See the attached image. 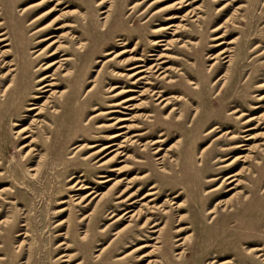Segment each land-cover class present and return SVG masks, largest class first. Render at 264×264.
<instances>
[{
	"label": "rangeland",
	"instance_id": "374dc122",
	"mask_svg": "<svg viewBox=\"0 0 264 264\" xmlns=\"http://www.w3.org/2000/svg\"><path fill=\"white\" fill-rule=\"evenodd\" d=\"M61 1L58 10L47 18L29 23L40 15V10L21 19V9L40 4L41 0H2V7L10 12L5 18L0 17L6 22L0 24V31H6L11 51L0 55V188H9L0 192V264H150L148 261L153 258L158 260L155 264H206L211 260L215 261L213 264H264V98L258 99L264 94V87L257 86L264 82V0H186L183 4H189L183 9L175 6L159 14L152 13L175 0ZM172 13L179 17L165 19ZM55 16L57 19L50 23ZM62 22L74 26L55 30ZM169 23L181 25L177 41L171 35L174 26L154 31ZM45 24H51V29L33 33ZM214 27L217 29L212 31ZM49 34L63 35L59 41L66 46V56L72 59L63 63L61 70L55 65L44 72L40 63L52 59L45 57L49 51L44 60L37 62L31 51L48 43L49 40L36 41ZM218 35L221 37L213 39ZM160 38L165 45L150 44ZM171 40L173 43L167 44ZM1 44L0 51L5 48ZM224 48L231 52L215 55ZM105 51L110 53L104 55ZM161 51H166L168 57L157 60H166L159 64V71L167 66L169 76L160 79L158 71L150 80L152 90H163L164 95L170 96L171 104L166 109L156 104L154 96L139 95L145 80L133 85L126 77L116 78L113 74L128 72L126 67L143 63L132 58L148 59V53ZM226 54L232 56L229 65L223 62ZM153 62L149 60L147 65ZM10 63L17 69L7 75ZM21 70L23 76L18 75ZM53 72L61 95L55 93L52 99L58 104L48 102L50 91L28 100L37 105L45 99L47 102L36 124L31 125L32 132L21 135L32 136L21 139L14 132L28 125L35 111L16 116L10 112L18 107L26 84L33 87L38 77ZM11 78H17L13 85L19 88L3 94ZM170 79L174 82H167ZM113 83L136 91L113 96L120 89L108 91ZM31 90L25 94L31 96ZM131 94L136 96L132 103H140L139 108L120 106L116 107L117 112L102 113L115 108L110 105L113 101ZM235 106L247 115L231 112ZM172 107L174 114L163 118ZM250 115L258 116V120L243 123ZM116 116L132 119L127 121L133 126L131 132H147L136 136L139 144L155 138H162L163 142L150 146L145 155L139 144L134 148L127 146L125 152L137 155L143 162L119 161L124 157L113 160L110 165L127 166L129 170L101 183V176L108 174V167L101 162L112 153L106 155L109 150H104L82 158L107 144L106 138L119 130L120 123L109 128L96 127L111 123ZM11 120L19 125H12ZM214 125L218 127L208 132ZM249 126L253 129L241 131ZM226 130L230 133H224ZM249 133L253 138L244 140ZM231 134L234 138L229 139ZM31 139L34 150L23 157L30 147L22 150L19 146L29 144ZM242 143L246 145L237 147ZM88 144L96 147L86 148ZM158 146L162 148L160 152L153 153ZM165 150L167 157L162 163L167 171L163 172L156 158ZM246 154L245 160L239 157ZM221 157L223 161L214 162ZM201 159L206 160L205 165H199ZM38 163L40 173L31 178L28 169ZM223 164L229 165L221 167ZM239 169L242 171L235 176L239 180L235 189L225 191L235 185L236 181H232L214 195L203 194L204 188L211 189L221 180L206 181L209 177ZM135 174H148L135 180L133 189L141 187L136 197L154 183L157 189L164 190L155 201L157 205L164 204L152 217L159 222L156 228L164 224L166 228L154 251L150 250L157 232L152 231V222L141 227L144 218L133 219L127 230L117 233L129 220H115L116 215L109 214L111 210L113 214L123 211L118 210L115 196L125 181L117 180ZM82 184L85 189H76ZM90 191L91 195L74 204ZM235 191L229 204L215 205L216 200ZM179 192V198L171 199L172 194ZM165 197L171 199L170 203L164 201ZM179 202L177 211L182 218L176 221L175 205ZM140 204L132 208L136 210ZM207 208L213 210L211 215L206 214ZM84 215L88 217L82 219ZM189 233L190 240L184 245L188 249L179 257L175 253L181 250L177 245L181 239H176ZM257 246L263 250L253 251Z\"/></svg>",
	"mask_w": 264,
	"mask_h": 264
},
{
	"label": "bare ground",
	"instance_id": "6f19581e",
	"mask_svg": "<svg viewBox=\"0 0 264 264\" xmlns=\"http://www.w3.org/2000/svg\"><path fill=\"white\" fill-rule=\"evenodd\" d=\"M53 1L55 3L50 5V3L53 2ZM185 1L186 0H175V1H173L171 4H169L167 6H163V7L158 8L152 14L162 13L165 9H168V10L174 9L175 6H177L176 8H182L183 9L184 6L189 4V2L183 4V2H185ZM62 3H63V1H61V0H41L40 4L39 3H35V4H29L27 6H24L21 9V12H20L18 17L23 19L26 16H28L30 13L37 12V11L40 10V15L37 16V17H34L29 23H31V22H33L35 20H38V19H40V22H41L43 19L47 18L46 16L50 12L57 11L58 9H56V7H58ZM0 5H1V7H0V9H1L0 17L5 18L10 11H9L8 8L4 9L2 7L3 6L2 5V0H0ZM43 9H46V10L44 11ZM103 11H101V12H103ZM184 15H182V16H184ZM57 17L58 16H55L50 21V23L53 22L55 19H57ZM178 17L179 16L176 13H172V14H168L165 17V19L171 20V19H176ZM181 19L183 20V17ZM3 23H6V22L5 21H0V24H3ZM54 23H58V21H56ZM3 26L5 27L6 24H4ZM50 26H51V24L41 25L40 27L36 28L33 31V33L42 34L45 31L50 30L51 29ZM72 26H74V25L71 24V23L69 24V23L62 22L60 24H57L54 29L55 30L56 29H64L65 27L70 28ZM172 26H174V27H173V30L171 31V33H172L171 35L175 38L174 40L177 41L178 40V37H177L178 28L181 27V25H179V24L169 23V24H167L165 26H160L159 28L155 29L154 31H156V32L166 31L167 29H170ZM217 27H214L212 29V31H215L217 29ZM5 33H6V31H0V43H2L1 47H5L4 49H2L0 51V55H6V54H8L11 51L10 47H9L11 45V41L10 42L8 41V37L5 35ZM61 36H63V35L60 34V35L55 37V35L49 34V35H46L44 37H41L39 40L36 41V43L37 42L41 43V42L49 40V42L46 43L42 48L33 49L31 51V52H35V54L33 55L32 58H36V62L39 61V60L40 61L44 60L45 57L52 58L50 61H47V62L46 61L45 62L42 61L40 63V65H41L40 66V70H44V72H46V71L50 70L55 65H56L55 69L57 68V69L61 70V67H62L63 63H67L68 61H70L72 59V58L66 56V52H65L67 50L66 46H62V42L59 41V38ZM218 37H221V36L220 35L215 36L213 39H217ZM174 40L169 41L167 44L173 43ZM162 41H164V39H161V38L160 39H153L150 44L154 45V46H156V45H158V46L159 45H165V44H163ZM219 44H221V42L217 43L216 45H219ZM25 46H26L25 44L22 45V47H25ZM164 49H167V46ZM124 51L125 50H123L122 52H124ZM46 52H48V53L44 57V54ZM226 52H231V49L224 48V49L220 50L219 52H217L215 55H222V54H224ZM109 53L110 52L105 51L104 55H107ZM215 55L212 56L211 59L215 58ZM148 56H151V57H149L148 59L141 58V57L132 58V61L138 60V61H142L143 63H135V64H132V65L126 67V70L128 72L121 73L119 71H115L113 74L115 75L116 78H118V77H126L128 80H130L129 83L133 84V85H137L138 83H141L142 80H145L143 82V84L145 86H144V88L142 90H140L139 95L147 94L149 96H154L153 100L157 101L156 104H161V108L166 109L171 104L170 96L164 95L163 94L164 93L163 90H158V91L152 90L153 82L150 80V78H151L150 76H153V74L158 73L159 68H162V66H159V64L165 63L166 60L163 59V60H160L158 62H157V60H159L161 58H164V57H168L167 53H166V51H161L158 54L151 52V53H148ZM56 57H58V58H56ZM172 58H174V56H170V59H172ZM222 58L225 59L223 62H228V65L231 63V60H232V56L231 55H227L226 54V55H223ZM63 60H64V62H62ZM149 60H154V62L147 65V61H149ZM124 63H126V62L124 61ZM13 65H14L13 63H10V64L7 65L8 70L6 72L9 71V73H7V75H10L12 71L17 69V67H13ZM126 65H128V63H126ZM35 70H38V68H36ZM228 70L229 69L227 68V71ZM168 71H169V68L167 66L165 68H163V69H160V71L158 73V77L160 76V79L167 78V76H169L168 75ZM22 73H23V71L21 70L18 73V75L23 76ZM54 74L55 73L53 72L51 74L46 73V74L41 75L40 77H38L34 81L33 87H31L30 84L29 85L26 84V86H25V88L23 90V93L21 94V97L18 100V105H17L18 107L13 109L10 112L11 113L10 115L11 116H16L20 112L22 113L23 111H28V112L35 111V112L33 113V116L30 119L29 124L28 125H24L21 128H19L18 130H16V132H14L15 135L19 134V137H21V135L26 133V132H32L31 131V128H32L31 125L34 124V123L36 124L37 117L40 116L44 112V106L46 105L47 99H45L39 105H37V102L32 103V101H28V100L38 99V98L41 97L40 94H38V93H45L47 91H50V95H48V97H51V99L48 100V102L49 103L50 102L53 103V105L58 104L56 101H54L52 99L53 95H55V93H58L59 95H61V92L57 89L59 86H58V82L55 81V78L53 76ZM14 76L16 77V73L14 74ZM24 78H25V75H24ZM16 79L17 78H13V79L11 78L10 83H8L7 86L4 88L3 94H4V91H6V90L7 91H9V90L11 91L13 89H15L16 91L18 90L19 86L17 88V86L13 85V83L16 81ZM24 81H25V79H24ZM167 82H174V80L170 79ZM189 83L191 84L193 82L190 81ZM34 85L36 86L35 88H34ZM11 86H13V87L10 88ZM257 86L264 87V82L263 83H259ZM119 87H120V89L115 91ZM21 88L22 87H20V89ZM107 89H108V91H111V92L115 91L112 94L113 96H115V95L120 96V95H122L124 93H129V92L136 91L134 88L118 86L117 83L110 84ZM27 90H29V91L31 90V92H33V94L31 96H28L27 94H25ZM90 90H91V88L88 89V91H90ZM135 98H136V96L131 94V95L125 96V97H123V98H121L119 100H115V101H113L110 104L111 106H113L115 108H113L112 110L110 109L109 111L102 112V113L106 114V113L117 112L119 110L116 107H120V106H122V108H126V109H129V110H133L135 108H139V104L140 103L139 104L132 103V101ZM260 98H264V94L260 95L258 99H260ZM177 100H180V98L177 99ZM4 101H5V98H4ZM22 104H24L26 106L22 107ZM128 106H129V108H128ZM174 110H175V107H172L167 112V114H165L163 116V118H167L168 114H174ZM231 112H234V113H238L239 112L238 116L247 115L245 113V111H241L237 106L233 107ZM98 114L99 113L94 114L91 117H94V116H96ZM150 115L151 114H149V116ZM131 117L134 118L135 115H131ZM254 120H258V116L250 115V116L247 117V119L243 123H246V122H249V121H254ZM127 121H132V119L129 118V117H118V116H116L114 118V120L111 123L107 124V125L98 124L96 126L97 128H103V127L104 128H109L111 126H114V125L120 123V125L117 127V129H119V130L117 132L111 133L106 138V139L109 140V142L107 144H104V145L100 146V148L90 152L89 154L85 155L82 158V159L89 158L92 154L100 153V152H102L104 150H109L108 154H106V155H109V154L112 153L108 158H106L104 161L101 162L102 166L106 165L108 167V170H106L108 172V174L105 175V176H101V177H104L101 180V183H105V182H109L111 180H114L116 176L120 175L121 173H123L126 170H129V167H127V166H117V165H113L112 166V165H110L109 163H111L113 160H117L120 157H124L123 160H119V161H124V159H131L135 163L143 162V160L138 158L137 155L129 154L127 151L125 152V150H127L126 149L127 146H131V147L134 148V146L139 144L140 142L138 141V137L143 135V134H146L147 132H143V133L131 132L133 126L130 123H128ZM12 122H13L12 125H19L15 121H12ZM217 127H218V125H214V126L210 127L208 132H211V131L215 130ZM251 129H253V126L245 127L241 131L242 132H246V131L251 130ZM224 133L227 134V133H230V131L226 130ZM161 135L162 134L160 133L159 137ZM29 136L31 137L32 135L31 134H25V135H23L21 137V139L29 137ZM136 136H138V137H136ZM120 137H121V140H119ZM232 138H234L233 134H231L229 136V139H232ZM251 138H253V135H251L249 133L244 138V140H249ZM33 142L34 141L31 139L29 144L28 143H23L22 145L19 146V149H22V150L25 147H30L25 153L22 154L23 157L25 155L29 154V153L31 154V151L34 150V147L32 146ZM162 142H163L162 138H155V139L149 140L148 142L139 144V146H141V151L144 152L142 154L145 155L148 152L150 146H152L154 144H160L161 145ZM38 145H40V139L38 140ZM244 145H246V143H242L240 145H237V147L244 146ZM35 146H37V145L35 144ZM81 147H83V145L80 146V148ZM93 147H96V144H88L86 146V148H93ZM250 147L251 146H249V148ZM249 148H247V149H249ZM161 149L162 148L160 146H158L153 153H159ZM223 149H225V148H221L220 150H223ZM243 149H246V148H243ZM166 150H169V147H167ZM166 150L163 152L162 155H160L159 157L156 158V159L159 160V163H161V171H163V172L167 171L164 168L163 163H162L164 158L167 157ZM239 157H242L243 160H245L248 157V155L247 154L246 155H241ZM223 160L224 159L221 157V158L215 159L214 162L215 161H223ZM205 161H206L205 159H201V163L199 162V165H205V163H206ZM228 165L229 164H223L221 167H227ZM241 169H239V170H237V171H235L233 173H228V174L223 175V176L209 177L206 181H218L219 179H221V180L215 187H213L211 189H205L204 188L203 189V191H204L203 194H205L207 196L208 195H214L215 191H217L218 189L222 188V186L224 184L232 183V181H236L235 185L231 186V187H227L225 191H230L231 189H235L239 185V180H238L237 177L235 178V176H239L240 175V171H242ZM28 171H29V176L31 178H34V179L37 178V176L40 173V163H38L37 166H35V167H30L28 169ZM2 174H3V172H0V175H2ZM137 174H135V175H133L131 177H128V176L121 177V178H119L117 180L118 182L121 181V180L125 181V185L122 188H120L118 194L115 196V198L117 199V202H115V204H117L116 206H117V208H119L118 210L122 209L123 211L120 214H113V210H111L109 212V214H111V217L113 215H116V219L115 220H119V219H125V220L128 219L129 220L121 229H119L117 231V233H120V232H123L124 230H127L131 226V222L130 221L133 220V219L136 220V219L144 218L141 227H147L148 224H150L152 222L150 227L153 228L152 229L153 232H157V235L154 238L155 242H154V244L151 245V250H150V251H154V250L157 249V247H158L157 243L159 242V238H161V235L163 234V231L166 228L165 224L160 226V227H158V228H156V226L159 225V222L155 221L156 219L152 217L154 214L158 213L157 211H159V208L162 207L163 204H164V203H162L160 205H157L156 202H155L156 199H158V197L161 194H163L164 190H162L160 188L157 189V185L154 183V184H151L148 187L147 191L145 193H143L140 197H136L137 196V192L140 190L141 187L138 186L136 189H133L134 186H135V180L141 179L143 177H147V175H148V174H143L141 176H137ZM80 175H82V174H80ZM115 182H116V180H115ZM85 188H86V186H83V184H82L79 187H77L76 189H85ZM8 189L9 188H7L5 186L1 187L0 188V192H4L5 190H8ZM165 191H166V189H165ZM91 193H92V191L87 192L84 196H80L79 198H77V201L74 204H78L79 202L83 201L82 199H85L86 197L91 195ZM236 193L237 192L235 191L227 198L225 197L223 199L216 200L215 201V205L225 206V205L229 204L230 201H231V197L235 196ZM105 194L106 193H103V196H105ZM180 196H181V192L174 193V194H172L171 199L172 198H179ZM100 197H102V196H100ZM146 198H150V199L145 200ZM171 199L165 197L164 201L170 203ZM72 200H74V199H72ZM139 202H142V204H140L141 206L138 207L136 210H134L132 207L135 206V204L139 203ZM172 203H174V202H172ZM122 206H125V207L122 208ZM180 207H181V202H179L178 204L175 205V212H177L176 221H179L182 218V214H178V211H177ZM212 213H213V210L211 208L210 209H208V208L206 209V214L211 215ZM87 217H88L87 215H84L82 217V219L83 218H87ZM211 217H214V215H212ZM1 223H3V221H0V224ZM190 235H191V233H189L187 236H184L183 238H177L176 239V240L181 239V241L179 243H177V245L181 247V250H179V251H177L175 253L179 257L183 256L185 251L188 249V246L186 245L184 247V245H185V242L187 240L188 241L190 240ZM252 250L257 252V251H262L263 248L260 247V246H257V247L252 248ZM260 255H262V253L258 254V256H260ZM157 261H158L157 258H153V259L149 260L148 262H150V264H155ZM214 262H215L214 260H211V261H208L206 264H213ZM228 263L231 264L230 261H228Z\"/></svg>",
	"mask_w": 264,
	"mask_h": 264
}]
</instances>
